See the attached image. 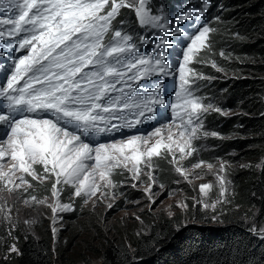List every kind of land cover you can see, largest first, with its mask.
I'll return each instance as SVG.
<instances>
[{
	"label": "snow or ice",
	"instance_id": "obj_1",
	"mask_svg": "<svg viewBox=\"0 0 264 264\" xmlns=\"http://www.w3.org/2000/svg\"><path fill=\"white\" fill-rule=\"evenodd\" d=\"M211 6V0H201L199 8L172 15L163 5L154 9L152 0H0V217L9 236L16 228L9 204L13 196L28 207L46 205L55 224L59 214L75 211L77 198L84 204L107 201L106 207L113 208L116 190L124 186L114 179L120 174L130 178L132 188L143 185L149 205L155 204L154 188L164 189L155 158L168 159L189 184L203 178L197 171L201 168L213 175L215 183H201L199 197L192 200L193 207L218 218V205L230 203V162L218 158L216 163L201 159L183 164L198 153L197 141L224 139L206 127L207 117L230 115L203 92L215 77L194 67L210 64L224 71L206 58L215 55L212 34L217 29L209 22L196 24ZM122 9L133 11L137 25L154 34L151 52L141 54L140 46L150 40L118 20ZM212 19L220 21L219 16ZM188 23L195 28L191 34ZM177 38L183 46L173 65ZM218 55L232 58L223 50ZM168 78L176 80L170 98ZM144 80L154 82L141 87ZM161 109L169 114L166 119H161ZM152 122L147 133L96 140ZM33 181H50V195L41 199L32 194ZM66 188L71 192L63 202ZM176 206L189 207L187 200ZM249 231L264 238V226L253 223ZM52 232L55 236L58 229ZM7 252L21 254L15 242ZM140 259L126 257L130 264Z\"/></svg>",
	"mask_w": 264,
	"mask_h": 264
},
{
	"label": "trees",
	"instance_id": "obj_2",
	"mask_svg": "<svg viewBox=\"0 0 264 264\" xmlns=\"http://www.w3.org/2000/svg\"><path fill=\"white\" fill-rule=\"evenodd\" d=\"M213 1V17L219 16L220 21L212 19L210 23L217 29L212 34L215 55L207 58L215 60L224 71L210 64L194 66L222 79H214L219 82L213 87L208 84L203 92L212 100L223 98L227 110L233 112L228 116H208L211 128L224 137L212 143L223 144L225 150L235 149L238 161H249L251 165L231 170L233 195L230 203L217 208L218 218L212 219L213 213L192 204L187 211L190 214L158 216L149 220L146 229L135 224V229L126 233L129 241L111 236L99 243L101 248L91 242L70 254L67 250L75 240L70 242L66 237L55 247V253L52 230L45 222L29 226L16 220V228L9 236L8 225L0 217V264H130L128 256L140 257L139 264H264V238L249 231L246 219L257 213L258 226L264 224V168L252 163L260 157L264 164V0ZM121 19L127 22L126 27L136 24L129 9L121 10L118 20ZM235 33L240 34L239 38ZM221 50L232 58L220 57ZM163 170L162 177L159 174L162 179L170 175L166 168ZM13 242L20 255L7 252V245ZM94 252L99 255L93 260Z\"/></svg>",
	"mask_w": 264,
	"mask_h": 264
},
{
	"label": "rangeland",
	"instance_id": "obj_3",
	"mask_svg": "<svg viewBox=\"0 0 264 264\" xmlns=\"http://www.w3.org/2000/svg\"><path fill=\"white\" fill-rule=\"evenodd\" d=\"M226 74L230 75L232 73ZM215 79L222 80L221 78ZM218 82L219 81L212 80L209 86L213 87ZM213 102L227 110V106L223 98L221 99L218 97L217 99L213 100ZM231 113L233 112H230V114ZM205 125L209 130L214 131L211 128V125L208 123V117L205 121ZM214 139L215 138H208L207 140L197 141L196 144L199 147L198 153L189 160L184 161L183 164L187 167L201 159L207 162L216 163L217 159L221 158L230 162L231 167L229 168L228 179L231 170H234L243 164L249 165V161L247 163L238 161L236 156L239 152H237L235 149L229 148L228 150H225L223 144L212 143V141L214 142ZM259 159L255 158L253 162L251 161L256 168H258V165H261V160L259 161ZM155 163L157 166V171L160 170L161 172V177L163 175L162 172L164 171L163 168H166L170 175L168 177L165 176L164 179H162L160 175H157V180L159 183L164 185V189L161 190L154 188V191L157 194V199L156 203L152 205H149L147 196L142 190L143 185H141L139 188H132L130 186L132 183L130 178L126 175L120 174L115 175L114 179L118 184L123 181L124 186L117 188L116 191L118 193V197L114 201V207L111 209L106 207L107 201L101 203L90 202L88 204H84L83 200L77 198L74 201L75 211L59 214L61 218L57 219L56 223L54 224L53 214L50 208H48L46 205H33L28 207L18 201L15 196L9 199V204L14 206L13 215L16 217V220L22 221L23 223H25V221H31L30 224L25 223V225L31 226L37 223L45 222L48 224L51 230L53 227L58 229V232L55 236L52 232V245L55 253V247L57 248L59 243L68 236L70 237V242L75 240L74 245H71L67 250V253L70 254L76 253L80 246L87 244L90 245L91 242L101 248L99 243L102 241L104 242L111 236H115V239H118L117 237H123V240L129 241L130 237L126 236V233L132 231L135 224L138 225V227L143 226L144 228L149 223L150 219L158 218V216L172 217L178 214L185 215L190 206L193 204L192 198L199 197L200 195L198 193L199 185L205 182L215 183V177L211 174H207L204 168L197 170L203 178L197 179L192 184H189L185 182L178 175V173L175 172L174 166L169 163L168 159L155 158ZM178 180L180 181L179 183H177ZM33 184L34 190L29 191L32 194L37 195L38 198L43 199L44 197H48L50 195V181L44 184H39L33 181ZM229 189L230 200L233 195V188L231 185H229ZM70 192V189L66 188L64 190L61 197L63 202L69 201ZM212 199H215V190L213 192ZM182 200H187L189 205L187 210L176 206L177 203ZM219 206L223 207V205H218V208ZM208 211L211 212L210 210ZM170 212L172 213L171 216L169 215ZM137 216L140 217L139 220L136 219ZM246 219L249 221L250 226H252L253 223L256 224L257 228L264 226V224L258 226L260 220L257 213L249 216ZM98 233L101 234L97 236ZM95 238L97 240L93 241ZM98 253L99 252L91 253L93 256H95L93 257V260L99 255Z\"/></svg>",
	"mask_w": 264,
	"mask_h": 264
},
{
	"label": "clouds",
	"instance_id": "obj_4",
	"mask_svg": "<svg viewBox=\"0 0 264 264\" xmlns=\"http://www.w3.org/2000/svg\"><path fill=\"white\" fill-rule=\"evenodd\" d=\"M155 122L152 123H148L145 124L144 126L140 127L137 126L136 128L132 129V130H127L126 132H122L120 133V135H115L113 138L115 139H119L122 136H127V135H131V134H136V133H147L148 131H150L152 129V127L154 126ZM102 142H105V140H102ZM160 174V170L157 171V175L159 176Z\"/></svg>",
	"mask_w": 264,
	"mask_h": 264
},
{
	"label": "bare ground",
	"instance_id": "obj_5",
	"mask_svg": "<svg viewBox=\"0 0 264 264\" xmlns=\"http://www.w3.org/2000/svg\"><path fill=\"white\" fill-rule=\"evenodd\" d=\"M46 194V193H45ZM45 214V213H44ZM39 215V214H38ZM39 218H40V216H39ZM65 240H67V239H65ZM67 245V244H66ZM63 246H65V245H63ZM68 246V245H67ZM64 248V247H63Z\"/></svg>",
	"mask_w": 264,
	"mask_h": 264
}]
</instances>
